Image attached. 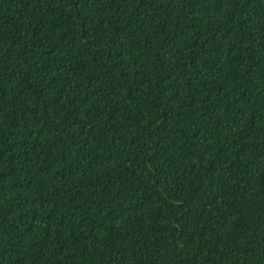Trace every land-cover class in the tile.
Returning <instances> with one entry per match:
<instances>
[{"label": "trees", "instance_id": "1", "mask_svg": "<svg viewBox=\"0 0 264 264\" xmlns=\"http://www.w3.org/2000/svg\"><path fill=\"white\" fill-rule=\"evenodd\" d=\"M0 264H264V0H0Z\"/></svg>", "mask_w": 264, "mask_h": 264}]
</instances>
